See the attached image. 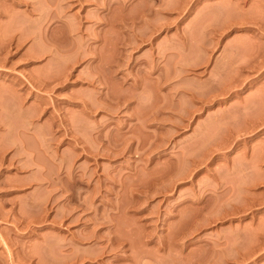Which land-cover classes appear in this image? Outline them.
I'll return each instance as SVG.
<instances>
[{"label":"rangeland","instance_id":"1","mask_svg":"<svg viewBox=\"0 0 264 264\" xmlns=\"http://www.w3.org/2000/svg\"><path fill=\"white\" fill-rule=\"evenodd\" d=\"M0 264H264V0H0Z\"/></svg>","mask_w":264,"mask_h":264}]
</instances>
